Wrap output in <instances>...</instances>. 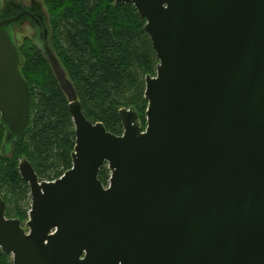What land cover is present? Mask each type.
<instances>
[{
  "label": "water",
  "instance_id": "95a60500",
  "mask_svg": "<svg viewBox=\"0 0 264 264\" xmlns=\"http://www.w3.org/2000/svg\"><path fill=\"white\" fill-rule=\"evenodd\" d=\"M146 20L159 64L146 76L147 126L87 118L51 47L43 4L0 8V122L7 150L29 130L32 93L16 27L29 22L70 101L73 166L53 181L19 163L31 188L25 228L6 215L13 264H264V0H115ZM110 184L99 178L103 165Z\"/></svg>",
  "mask_w": 264,
  "mask_h": 264
},
{
  "label": "trees",
  "instance_id": "16d2710c",
  "mask_svg": "<svg viewBox=\"0 0 264 264\" xmlns=\"http://www.w3.org/2000/svg\"><path fill=\"white\" fill-rule=\"evenodd\" d=\"M40 2L49 17L51 47L87 118L103 122L117 135L123 134L119 111L124 107L135 109L146 122V76L155 73L159 60L136 7L116 5L115 0ZM20 50L32 93L30 126L25 138L7 150L0 122V190L7 217L25 222L32 202L30 186L19 171L21 159L26 157L41 179L59 178L73 166L76 128L70 101L33 36ZM99 178L107 184V164ZM0 264H12V256L1 248Z\"/></svg>",
  "mask_w": 264,
  "mask_h": 264
},
{
  "label": "rangeland",
  "instance_id": "374dc122",
  "mask_svg": "<svg viewBox=\"0 0 264 264\" xmlns=\"http://www.w3.org/2000/svg\"><path fill=\"white\" fill-rule=\"evenodd\" d=\"M6 1L7 0H0V8L5 6ZM17 1H23L25 4L30 5L32 0H17ZM38 1H40V0H38ZM41 1L43 2V0H41ZM34 33H35V30L33 29L32 25L29 22L24 23L21 29L18 28V27H16V34L15 35H16V40H17V42L19 44V47L24 44V42H25L26 39L32 38V36L34 35ZM158 64H159V62H158ZM158 64L156 65L155 73L154 74H151L152 76H156L157 75V66H158ZM140 121H141V125L144 126V127H146L147 126V115H146V122H143L141 119H140ZM123 132H124V128H123ZM105 164H107L108 169H109V178H108L107 184H104V185L105 186H109V184H110V177H111V170L109 168L108 163H105ZM9 195L12 198V193H10ZM30 199H31V202H32L31 195H30ZM30 199H29V201H30ZM28 216H29V213H28ZM28 220H29V218H28ZM27 221L23 222V225L25 226L26 229H28L27 226H26Z\"/></svg>",
  "mask_w": 264,
  "mask_h": 264
},
{
  "label": "flooded vegetation",
  "instance_id": "af4514ba",
  "mask_svg": "<svg viewBox=\"0 0 264 264\" xmlns=\"http://www.w3.org/2000/svg\"><path fill=\"white\" fill-rule=\"evenodd\" d=\"M2 8V7H1ZM64 91V90H63ZM66 94V93H65ZM68 97V96H67ZM5 139H6V131H5ZM76 146V145H75ZM75 150V149H74ZM36 171V170H35ZM21 174V173H20ZM22 176V175H21ZM39 176V175H38ZM61 177V176H60ZM40 178V177H39ZM58 179V178H57ZM40 180H45V179H41L40 178ZM56 180V179H55ZM47 181H49V180H47ZM53 181V180H52ZM27 182V181H26ZM28 183V182H27ZM29 184V183H28ZM30 186V185H29ZM0 193H1V190H0ZM30 195H31V188H30ZM2 196V195H1ZM32 197V196H31ZM3 198V197H2ZM11 218H15V217H11ZM17 219H19V218H17ZM23 223V222H22ZM1 248V247H0ZM2 250V249H1ZM3 251V250H2ZM9 255H11L12 256V264L14 263V256L12 255V254H9Z\"/></svg>",
  "mask_w": 264,
  "mask_h": 264
}]
</instances>
